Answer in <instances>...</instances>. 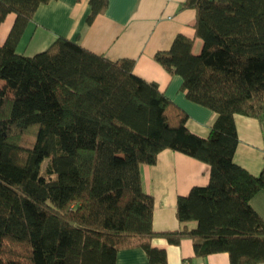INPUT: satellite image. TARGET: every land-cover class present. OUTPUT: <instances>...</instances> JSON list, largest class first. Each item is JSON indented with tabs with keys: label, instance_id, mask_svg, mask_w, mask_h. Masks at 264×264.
Wrapping results in <instances>:
<instances>
[{
	"label": "trees",
	"instance_id": "trees-1",
	"mask_svg": "<svg viewBox=\"0 0 264 264\" xmlns=\"http://www.w3.org/2000/svg\"><path fill=\"white\" fill-rule=\"evenodd\" d=\"M49 1L0 0V25L16 13L0 45V264H117L119 249L132 246L146 250V264H168L152 243L160 235L193 238L199 256L227 251L231 264L263 262L264 219L251 198L264 189V170L252 174L234 154L235 113L264 118V0H185L196 9L194 36L179 33L155 54L183 77L189 99L217 113L207 137L134 72V59L113 60L67 37L19 53L27 24ZM107 5L90 0L87 20ZM165 148L211 166L208 184L178 197V218L195 227L153 226L140 166Z\"/></svg>",
	"mask_w": 264,
	"mask_h": 264
},
{
	"label": "crops",
	"instance_id": "crops-1",
	"mask_svg": "<svg viewBox=\"0 0 264 264\" xmlns=\"http://www.w3.org/2000/svg\"><path fill=\"white\" fill-rule=\"evenodd\" d=\"M184 1L108 0L106 9L89 22L90 0H51L39 5L17 44V51L32 56L58 37H67L113 60L134 59V72L156 82L161 91L187 111L188 128L207 137L217 113L189 99L181 88L183 77L170 73L155 57L159 50L169 49L179 33L194 36L196 9L184 6ZM15 18L16 13L9 12L1 23L0 45ZM202 46V39L196 38L194 53H199ZM235 123L239 141L234 161L259 175L264 170V118L235 113ZM140 170L143 189L153 196L154 228L175 231L195 227L196 220L178 218V197L187 195L195 185L208 184L210 164L165 148L155 163H142ZM251 204L264 219V189L253 195ZM152 243L166 250L168 264H231L227 251L196 255L195 240L191 237L173 243L160 235L153 237ZM147 260L146 250L141 246L121 248L117 253V264H146Z\"/></svg>",
	"mask_w": 264,
	"mask_h": 264
},
{
	"label": "rangeland",
	"instance_id": "rangeland-1",
	"mask_svg": "<svg viewBox=\"0 0 264 264\" xmlns=\"http://www.w3.org/2000/svg\"><path fill=\"white\" fill-rule=\"evenodd\" d=\"M50 159H51V157H48V158L45 159V161L43 162V164H42V171H43V173L46 172V168H47V165H48Z\"/></svg>",
	"mask_w": 264,
	"mask_h": 264
},
{
	"label": "built area",
	"instance_id": "built-area-1",
	"mask_svg": "<svg viewBox=\"0 0 264 264\" xmlns=\"http://www.w3.org/2000/svg\"><path fill=\"white\" fill-rule=\"evenodd\" d=\"M254 264H264V261L263 262H259V263H254Z\"/></svg>",
	"mask_w": 264,
	"mask_h": 264
}]
</instances>
